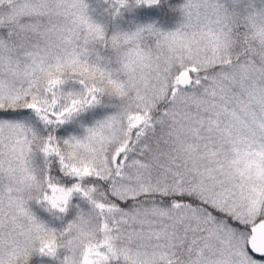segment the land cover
<instances>
[{
  "label": "snow or ice",
  "instance_id": "6c2138e0",
  "mask_svg": "<svg viewBox=\"0 0 264 264\" xmlns=\"http://www.w3.org/2000/svg\"><path fill=\"white\" fill-rule=\"evenodd\" d=\"M0 264H264V0H0Z\"/></svg>",
  "mask_w": 264,
  "mask_h": 264
}]
</instances>
